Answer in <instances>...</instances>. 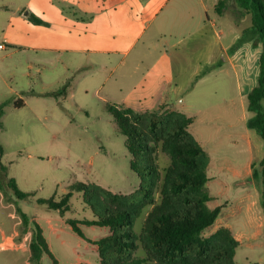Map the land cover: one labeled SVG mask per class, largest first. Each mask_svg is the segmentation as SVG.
Here are the masks:
<instances>
[{
	"label": "crops",
	"instance_id": "crops-1",
	"mask_svg": "<svg viewBox=\"0 0 264 264\" xmlns=\"http://www.w3.org/2000/svg\"><path fill=\"white\" fill-rule=\"evenodd\" d=\"M101 1L107 3L101 5ZM171 1L0 0V44L4 45L0 51H9L0 56V62L34 52L52 55L68 71L91 64L93 70H100V90L113 104L146 112H178L194 122L198 115L224 106L212 122H224L227 130L213 132L219 140L211 147L202 132L192 133L194 122L189 131L209 156L208 206L221 208L209 234L220 228L230 229L239 243L236 258L240 247H264L259 242L264 236V215L258 183L264 142L247 125L252 115L246 100L258 85L263 46L255 38L237 47L241 30L249 28L242 27L245 17H237L231 26L227 22L230 37L226 38L224 30L214 29L219 20L212 15L223 17L230 8L237 15L234 4L230 2L219 14L216 8L220 0H195L189 3L187 26L196 29L199 42L195 40L197 46L183 53V57L189 55L188 60L181 59L176 68L168 51H160L146 72L134 80L132 72L142 59L157 51L160 36L168 29ZM27 12L42 23L31 22ZM255 48L257 59L251 60ZM217 50L226 54L227 60L221 63ZM234 112L240 115L233 120L230 114Z\"/></svg>",
	"mask_w": 264,
	"mask_h": 264
},
{
	"label": "rangeland",
	"instance_id": "rangeland-1",
	"mask_svg": "<svg viewBox=\"0 0 264 264\" xmlns=\"http://www.w3.org/2000/svg\"><path fill=\"white\" fill-rule=\"evenodd\" d=\"M106 3L101 1L100 4ZM189 3L196 1L170 2L166 19L168 29L160 36L157 51L142 59L139 67L132 72L134 80L146 72L160 51H168L176 68L181 59L188 60L189 55L183 57V53L197 46L195 40L199 42L194 33L196 29L187 26ZM212 16L219 20L214 29H222L226 38L230 37L227 22L230 26L234 20L237 22L236 13L230 8L223 17ZM251 26V17L247 15L242 20V27ZM256 50L251 52V60L257 59ZM6 53L9 51H0V56ZM216 56L222 63L224 53L217 50ZM53 58L52 55L30 52L19 59L0 62V104L7 102L0 118L3 124L0 128V144L3 147L0 163L6 169V174L0 170V264H32L29 261V246L34 223L41 227L59 264H100L98 247L92 241L108 236L110 230L79 224L84 237L72 230L67 219L91 220L95 216L84 202L82 192L71 187L78 183L95 184L126 195L135 193L142 184V179L131 168L132 157L125 145L126 138L118 131L108 110L111 105L122 106L113 104L112 99L100 90L103 83L100 70H93L91 64H83L76 71H68ZM110 72L109 68L106 74L110 75ZM20 99L24 106L16 107L15 102ZM237 107L239 109V104ZM139 109L135 111L146 112ZM223 109L224 106L212 108L198 115L195 122L193 120L192 133L202 132L209 147L219 140L213 132L219 130L222 134L227 130L224 122H212V118ZM238 115L240 112L230 114L233 120ZM157 156L163 176L171 158L160 148ZM259 174V191H264L260 167ZM10 178L15 179L21 191L35 192V197L27 201L18 200L8 187ZM69 192H72L70 210L64 215L36 203L39 198L54 197L59 201ZM149 210L145 209L136 220L133 230L137 234L141 233ZM21 212L28 217L27 225ZM204 236H210L209 230ZM259 242L264 245V236ZM137 244L136 255L145 258L142 244ZM235 262L264 264V247L255 250L240 247ZM38 264H53V261L45 254Z\"/></svg>",
	"mask_w": 264,
	"mask_h": 264
},
{
	"label": "trees",
	"instance_id": "trees-1",
	"mask_svg": "<svg viewBox=\"0 0 264 264\" xmlns=\"http://www.w3.org/2000/svg\"><path fill=\"white\" fill-rule=\"evenodd\" d=\"M232 3L237 8L239 20L249 15L252 26L242 32L237 47L258 38L263 52L260 57L258 85L248 94L247 108L252 117L247 125L255 130L264 142V2L261 0H220L217 13ZM27 18L41 24L42 20L27 12ZM203 72L202 74H205ZM7 102L0 104V118ZM23 107L22 99L15 102ZM118 131L126 138V148L132 157L131 168L142 179L139 189L132 194L114 193L95 184L78 183L71 188L82 192L84 202L90 206L94 219H67V224L79 236L84 234L79 224L109 228L110 234L92 241L98 247L100 264H237L236 250L239 246L228 228H220L206 237L204 233L218 219L221 208L211 209L206 185L209 181V156L189 131L192 118L178 112H136L126 107L108 106ZM0 128L3 124L0 120ZM170 155L171 163L162 176L158 165V149ZM0 153L3 147L0 144ZM264 183V157L260 162ZM0 170L6 169L0 163ZM8 187L18 200H30L35 192H23L10 178ZM261 190V189H260ZM261 206L264 215V191ZM72 192L61 200L36 199V203L64 215L70 210ZM145 209H150L140 234L134 230L136 220ZM25 225L28 217L21 212ZM35 224L29 246V261L38 264L48 255L53 264H59L51 253L41 227ZM140 242L145 258L136 255ZM257 264V263H248Z\"/></svg>",
	"mask_w": 264,
	"mask_h": 264
},
{
	"label": "water",
	"instance_id": "water-1",
	"mask_svg": "<svg viewBox=\"0 0 264 264\" xmlns=\"http://www.w3.org/2000/svg\"><path fill=\"white\" fill-rule=\"evenodd\" d=\"M223 60H227V56H226V54H224Z\"/></svg>",
	"mask_w": 264,
	"mask_h": 264
},
{
	"label": "built area",
	"instance_id": "built-area-1",
	"mask_svg": "<svg viewBox=\"0 0 264 264\" xmlns=\"http://www.w3.org/2000/svg\"><path fill=\"white\" fill-rule=\"evenodd\" d=\"M0 49H4V45H1V44H0Z\"/></svg>",
	"mask_w": 264,
	"mask_h": 264
}]
</instances>
